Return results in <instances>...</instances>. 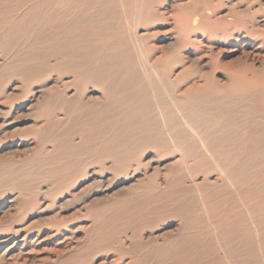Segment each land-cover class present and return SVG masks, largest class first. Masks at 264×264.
<instances>
[{
	"label": "bare ground",
	"instance_id": "6f19581e",
	"mask_svg": "<svg viewBox=\"0 0 264 264\" xmlns=\"http://www.w3.org/2000/svg\"><path fill=\"white\" fill-rule=\"evenodd\" d=\"M140 2L0 0V94L5 95L4 85L12 79L32 85L53 72L60 78L73 76L69 87L75 88L71 96L65 90L52 92L39 110L43 124L35 138L50 145L49 150L39 145L47 150L48 166L36 170L17 165L0 181L22 194L38 183V174L52 183L67 178L81 153L95 152L103 169L109 161L116 171L127 170L148 149L178 153L189 177L179 174L176 184L169 182L157 196L146 193L119 201L93 224L83 252L115 239L116 248L130 251L137 264H264L262 45L241 47V58L222 64L212 56L213 45L204 46L194 34L205 39L226 26L211 23L206 12L182 9L173 19L176 49L168 56V73L161 74L158 64L165 54L156 57L158 50L138 32L156 17L154 5L142 21ZM239 30L246 39L256 35L253 26ZM229 31L223 32L232 37L235 31ZM201 47L210 53L211 71L202 73L201 65L192 71V65L172 78L175 65L185 59L183 50L190 48L201 57ZM218 72L226 82L216 77ZM89 87L100 95L88 97ZM72 157L75 163L67 162ZM46 168L50 171L44 172ZM212 175L217 176L214 182ZM199 177L201 182H193ZM177 215L180 226L161 243L133 241L125 246L122 236L130 231L131 240L136 239L144 222Z\"/></svg>",
	"mask_w": 264,
	"mask_h": 264
},
{
	"label": "rangeland",
	"instance_id": "374dc122",
	"mask_svg": "<svg viewBox=\"0 0 264 264\" xmlns=\"http://www.w3.org/2000/svg\"><path fill=\"white\" fill-rule=\"evenodd\" d=\"M152 3L156 17L145 21L144 25L139 26L138 32L147 35V43L158 50L156 57L165 54L163 62L158 64L161 74L168 73V56L176 49L173 19L182 9L193 8L198 14L206 12L212 17L211 23H223L226 26V29L215 31L217 34L204 36L205 39L194 34V38L201 40L204 46L213 45L212 56L222 64L236 62L242 57L241 47L250 50L256 43L262 45L264 55V0H141L139 11L142 13V21ZM245 25L256 29L253 40L240 35L244 33L239 29ZM227 29L229 32L235 31L232 37L224 34L223 31ZM202 48L201 57L190 48L184 49L185 59L175 65L170 76L175 79L192 65V71L201 65L202 73H209L210 53L204 54L207 53V47ZM197 58L199 62H195ZM2 60L0 52V63ZM215 75L226 82L222 73ZM73 80L71 75L60 78V74L53 72L41 80H32V85H23L16 78L4 85L5 95L0 94V176L3 173L6 175L17 165L27 168L33 166L36 170L48 166L50 162L44 156L47 150L40 146L49 150L50 145L38 144L35 138L43 124L39 110L57 89L65 90L69 96L73 95L75 88L69 87ZM183 88L184 85H180L179 94ZM86 95L99 96L100 91L89 87ZM74 141L80 142L79 137H74ZM160 154L154 150H145L132 160L127 170L116 171L109 161L105 162L106 169H103L97 162L95 152L81 153L75 157L78 164L73 157L66 160L75 163L72 167L74 170L67 178L60 177L52 183L47 175L38 174L37 177H41L38 183L26 188L22 194L14 191L12 186L4 188L0 181V264H106V261L117 258L120 261L114 264H129L133 260L137 264L130 251L123 253V249L116 248L119 244L115 239L88 252H83L82 247L86 244L93 224L110 214L119 201H132L137 195L140 197L146 193L157 196L166 187H170V183L172 185L175 181V185L180 175L185 179L189 177L186 163H180L178 153ZM47 170L49 172L50 168L43 171ZM193 179V182L202 181V177ZM216 179V175L210 176L212 182ZM149 182L154 185L148 191H141ZM187 184H190L189 179ZM205 194L203 192L200 195ZM177 216L144 222L136 239L131 240L134 234L130 231L127 236H122V240L127 242L125 246L131 247L133 241H153L150 246L161 243L163 236L174 233L180 226L182 218ZM72 256L74 259L68 260Z\"/></svg>",
	"mask_w": 264,
	"mask_h": 264
}]
</instances>
